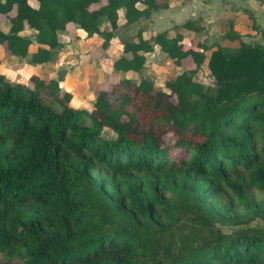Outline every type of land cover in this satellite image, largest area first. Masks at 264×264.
<instances>
[{
    "label": "trees",
    "instance_id": "trees-1",
    "mask_svg": "<svg viewBox=\"0 0 264 264\" xmlns=\"http://www.w3.org/2000/svg\"><path fill=\"white\" fill-rule=\"evenodd\" d=\"M33 1L0 0L3 58L28 60L25 79L11 63L0 70V264H264V231L218 226L264 219V199L249 192L264 194V43L243 42L229 21L220 40L236 47H211L199 16L177 26L192 33L187 43L175 29H138L111 73L141 71L154 46L181 70L164 90L113 80L83 108L32 67L50 61L57 33L73 27L104 49L167 4ZM209 48L214 84L203 85L193 76ZM227 193L236 210L220 202Z\"/></svg>",
    "mask_w": 264,
    "mask_h": 264
},
{
    "label": "rangeland",
    "instance_id": "rangeland-1",
    "mask_svg": "<svg viewBox=\"0 0 264 264\" xmlns=\"http://www.w3.org/2000/svg\"><path fill=\"white\" fill-rule=\"evenodd\" d=\"M158 2L161 0H157ZM211 1V0H210ZM170 3L174 4L170 7L169 10L159 11L154 13L147 19L140 20L134 24L123 26L114 36L111 43L113 46L121 47L124 42L135 41V32L138 29L142 30V34L145 37H151L154 33L161 31L163 29H175L180 31L183 34L185 43L191 38L192 33H189L177 26H179L187 18L194 16H199L202 18V34L201 36L205 37L211 47L213 45H218L222 41L220 40L221 35L227 30V24L229 21L235 20L234 27L241 32L240 39L250 45L262 44L264 43V8L263 15L260 14L257 16L259 21V26L262 29L252 32L249 29L248 23L242 18H239L241 14L240 8L234 7L229 1L223 0L222 2L210 4L211 7H205L203 0L187 6V2H178L177 0H169ZM259 10V9H258ZM4 22V18L0 17V24ZM76 34V37H75ZM79 32L74 30L73 27H68L63 34H60L61 46L52 50L50 61L54 65L51 66L54 77L62 78L69 69L74 68V72L78 73L81 69H85V66L90 65V70L95 74L93 78L95 80L92 84L91 92L98 88L107 89L113 80L119 78H129L135 81L138 78L141 79L139 75L135 73L130 74H113L110 72L109 60L110 57L100 58L96 62H88L84 64L83 61H86V57L91 53L99 55V43L100 39H87L84 42L80 39ZM222 44L233 48L236 47L235 42L223 41ZM34 46L30 47L32 50ZM212 49V48H211ZM210 48L206 51V57L203 65L196 75L193 76L195 81L202 83L203 85H213L214 80L210 75L209 71L206 68L205 61L208 57V54L211 50ZM57 63V64H56ZM60 63V65H58ZM182 64L184 66L190 65V59L183 60ZM22 64H13L12 65V75L16 79H25V72L22 70ZM181 68H174V66L165 58V55L160 52L158 49H155L152 53L146 55L145 69L142 73V78L148 80L156 89L164 90V77L167 74H171L179 71ZM50 78L49 75H46ZM78 83V80H77ZM67 88L69 85L67 84ZM74 91V90H73ZM76 92V91H75ZM88 101L91 97L87 98ZM256 200L264 199V194L258 193L254 190L249 191ZM221 203L230 204L233 210H236L235 200L230 194H225L221 200ZM236 208V209H235ZM222 232L228 233L232 230H236L241 227H247L254 230L264 231V219L255 218L248 222L247 225H218Z\"/></svg>",
    "mask_w": 264,
    "mask_h": 264
},
{
    "label": "crops",
    "instance_id": "crops-1",
    "mask_svg": "<svg viewBox=\"0 0 264 264\" xmlns=\"http://www.w3.org/2000/svg\"><path fill=\"white\" fill-rule=\"evenodd\" d=\"M163 1L167 4V8L166 9H162V10L167 11V10L170 9V7L172 5H174V4L170 3L169 0H163ZM177 1L180 2V3L182 2V0H177ZM187 1H188L187 6H190V5H193V4H195V3H197V2H199L201 0H183V2H187ZM222 1L223 0H211V1L210 0H203V2L205 3V7H211L210 4H214V3H218V2H222ZM225 1H229L232 6L237 7V8H240L241 14L239 15V18L244 19L246 21V23H248L249 29H250V20L244 17V15H243V12L244 11L243 10H251V12L253 14V17H254L255 24L258 26V29H262L259 26V21L257 19V16L259 14H260V16H261V14L263 15V10L262 9L264 8V0L261 1V2H257L255 0H225ZM29 3L30 4H34V1L33 0H29ZM162 10H160V11H162ZM157 12H159V11H157ZM157 12H153L151 15H153L154 13H157ZM118 16H119V20H122L121 11L118 12ZM194 17H197V16H194ZM231 22L233 24V29L237 33L241 34V32H239L234 27L235 20H233ZM7 27H8V22H7L6 19H4V22H2L0 24V28L3 29V30H5V29H7ZM101 28L103 30L107 28L105 22H103L101 24ZM77 31L79 32V37H81L80 39L83 42L85 40L91 39V38H93V39L96 38L97 39V36L96 35H93L90 38H87V37H85V34L81 30H77ZM64 32L65 31H61V32H58L57 33V37H58V40H59V43L60 44H61L60 34H63ZM187 32H189V31H187ZM27 33H28V30H24L20 34L21 35H25ZM189 33H191V32H189ZM113 45L114 44L110 42L104 49H100L101 51H99V55L98 56L95 55L94 53H91L92 52L91 51L90 54L86 57V61L85 62L83 61V63L84 64H87L88 62H92L93 63V62H96V60H99L100 58H104L106 56L107 57H110L111 59H116L121 54V48H122V46L118 48V47L113 46ZM32 46H35V44L33 43ZM59 46H61V45H59ZM155 49H157L156 46H154L153 51ZM147 54L148 53L145 54V57H146ZM145 61H146V59H145ZM25 62L28 63V60L25 59V58L11 57L9 59H4L3 58V49L0 46V70H1V68L3 66H6V65H8L10 63L13 65V64H18V63L19 64H23ZM88 64H90V63H88ZM88 64L85 66V69L83 67V69H81L78 73H75L74 72V68L73 69H69V71L67 73H65V75L62 78L54 77V73L52 72V69H51V66L53 67L54 62L52 63L51 61H48V62L41 63V64H32V67L35 69L36 72L42 73V74H45V75H49L50 78L59 81L62 84L63 88L66 91L71 92V93H73L76 96V98L78 99L81 107L87 108L89 106V104L92 102V100L94 98V93H95L93 91L92 92L90 91L91 90L90 87H88V89H86V90H84L82 88V83H83L84 77H87V79L89 80L90 85L94 84V82H95V80L93 79L95 77V74L90 70V67H89L90 65H88ZM58 65H60V63H58ZM174 68L177 69L179 67H174ZM144 69H145V64L143 66V69H141V71H139V72H133V71L122 72V71H119L117 74H126L127 75V74H130V73H135L136 75H139L142 78V73L141 72H143ZM175 71L176 72H179L177 70H175ZM139 79L140 78H138L137 81H135L133 79H131V80H133L134 82H138ZM77 80H78V83H77ZM67 84L69 85L68 88L66 87ZM87 96L88 97H91V99L89 101H88V99H86Z\"/></svg>",
    "mask_w": 264,
    "mask_h": 264
}]
</instances>
